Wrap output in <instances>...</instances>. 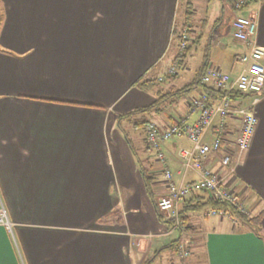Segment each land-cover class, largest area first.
Here are the masks:
<instances>
[{
    "label": "crops",
    "instance_id": "1",
    "mask_svg": "<svg viewBox=\"0 0 264 264\" xmlns=\"http://www.w3.org/2000/svg\"><path fill=\"white\" fill-rule=\"evenodd\" d=\"M2 1L0 205L11 231L0 226V264H144L176 240L156 208L166 193L163 171L176 183L198 177L181 175L177 153L191 147L186 140L161 145L163 165L143 130L137 146L122 136L118 116L154 101V91L138 83L155 81L175 61L173 31L183 25L176 27V19L179 11L184 19L186 0H26L24 7ZM216 1L219 17L210 31L199 26H207L204 18L191 32L192 48L202 51L195 73L207 57L208 66L234 78L245 48L233 39L231 21L253 15L256 45L264 50V0L236 12ZM177 78L169 86L180 89L193 79L178 87ZM204 91L199 83L167 114L149 120L161 128L186 117L194 122L189 101ZM254 114V133L233 174L219 158L233 148L234 118L226 121L221 150L203 164L255 211L262 208L256 213L262 237L232 227L236 221L214 217L207 224L213 217L197 214L188 244L203 264H264V97ZM162 257L174 255L165 251L152 264Z\"/></svg>",
    "mask_w": 264,
    "mask_h": 264
},
{
    "label": "built area",
    "instance_id": "2",
    "mask_svg": "<svg viewBox=\"0 0 264 264\" xmlns=\"http://www.w3.org/2000/svg\"><path fill=\"white\" fill-rule=\"evenodd\" d=\"M248 0H238L231 8L239 10ZM233 39L244 46L245 52L239 55L236 62L239 71L234 78L221 72L217 68L208 66L204 71L200 84L214 90L216 98L210 99L204 92L189 101L191 113L196 114L194 122L189 123L188 117L176 120L167 128H161L153 122L143 128L144 140L153 152L156 160L165 165V158L161 152V145L171 139H184L191 147L180 149L177 153L181 164V175L194 173L198 177L192 184L176 183L169 170L163 171L166 193L159 197L156 208L159 214L170 221L168 233L177 234L178 255L188 257L184 246L188 236L179 218L180 205L191 192L210 194L215 200L235 207L240 213L246 210L238 196L233 194L224 184V178L208 169L203 161L207 156L218 153L222 148V141L226 134V121L234 118L238 122V130L234 137L231 152L219 158V165L228 174H233L238 163L246 153L250 139L254 133L257 119L254 108L259 99L264 97V50L256 45L257 20L253 15L234 16L231 21ZM186 39V36L183 37ZM186 43L180 44V50ZM177 63L173 62L166 70V77H159L155 83H163L167 77L175 75ZM238 94L250 95V101L245 106H236L233 96ZM211 137V141L206 139ZM204 216L230 218L223 210H205ZM6 214L0 205V226L6 225ZM5 228V227H4Z\"/></svg>",
    "mask_w": 264,
    "mask_h": 264
},
{
    "label": "trees",
    "instance_id": "3",
    "mask_svg": "<svg viewBox=\"0 0 264 264\" xmlns=\"http://www.w3.org/2000/svg\"><path fill=\"white\" fill-rule=\"evenodd\" d=\"M232 7L238 0H226ZM258 0H248L239 10H243L257 3ZM185 8V15L183 19V25L180 30L174 29L173 36L175 41L177 42L178 51H181V55L176 57L177 61V72L173 76H169L166 78L168 86L173 83V81L177 78L178 71H180L183 67L184 60L186 59L187 52L192 48V44L185 47L183 50H180L181 43H188L189 38L191 37V32L195 24V11L192 8V0H186V3H183ZM186 36V39L183 37ZM208 67L207 57H204L200 67L195 73V76L191 80L189 84L184 86L183 88L176 89L173 86L159 88L158 84L152 80H142L138 83V87L144 91H154L155 99L154 101L147 107L141 108L138 110H134L132 112L123 114L118 116V120L120 122H128L134 128L143 130L144 126L151 122L149 117H156L160 115L167 114L173 107H175L176 103L179 102L186 94L190 93L192 90H195L201 80V77ZM205 93L207 96L214 100L216 98V94L213 89L204 87ZM252 98L250 95L238 94L236 93L233 96V100L236 101L238 99H249ZM147 116V117H146ZM149 148V147H148ZM205 194V196L201 195ZM213 209V210H223L225 211L232 221H238L247 226L249 230H251L256 236L262 237L261 228H260V219L261 214L256 216H249L243 213L238 212L235 207L228 205L226 203H221L214 198L210 194L203 192H191L188 198L180 205L179 208V218L181 225L184 227V230L187 232L190 230V220L193 215L204 214L205 210ZM159 217L168 225V228L171 227V223L168 220H165L160 214ZM170 243L168 246L158 250L153 255H151L144 264H152L163 252L168 251L169 254L174 255L176 252L177 241Z\"/></svg>",
    "mask_w": 264,
    "mask_h": 264
},
{
    "label": "rangeland",
    "instance_id": "4",
    "mask_svg": "<svg viewBox=\"0 0 264 264\" xmlns=\"http://www.w3.org/2000/svg\"><path fill=\"white\" fill-rule=\"evenodd\" d=\"M25 1L26 0H19V6L24 7ZM219 4L220 3H218L216 0H193L192 8H194V10H196V12H197V14H194L195 22L196 21L199 22V21L203 20L204 18H206V20H207V26L202 25L199 22V26L202 29L204 34H207L210 31V25L219 17V14H218L219 7H220ZM41 5H42L41 3L36 4V5L31 3V6H41ZM3 10H4V3L2 0H0V24L2 23V19H3ZM240 13H242V12H240ZM181 20H182L181 19V13L179 11L177 19H176V25H177L176 27H178V25H180L181 22H183V20L182 21ZM176 29L178 31V28H176ZM190 40L191 39L189 38V42L186 44V47L189 46V44L191 43ZM201 54H202V51L200 50V47L197 48V46H194L191 49L189 55L185 59L186 62L184 63L183 68L180 71H178V78H177L178 80L176 83V85H178V87L186 85L193 78L195 70H196L197 65H198V62L200 61ZM179 55H181V51L177 50L176 56H179ZM174 62L177 63L176 60ZM165 74H166V72L162 76L166 77ZM164 82L159 84L156 89H159L160 87L161 88L167 87L168 86L167 80ZM129 124L130 123H128V122H122L121 123V128L123 131L122 136L123 137L127 136L128 139L133 141L134 146H137L138 139L141 138V130L137 129V128L133 129V126L129 125ZM240 201L246 210V212L244 213L246 215L250 214L249 216H255L256 213L262 209V208H260V209L257 208V210L255 211L253 209V207L251 205H249L244 199H240ZM194 216H196V215H193L192 217H194ZM226 219H228V218H226ZM229 220H231V219L229 218ZM215 221H216V219L213 217V218L207 219V221H204V222L207 224H211ZM224 221L227 222L226 220H224ZM230 224L232 227H234L236 229H239V228L243 229V230L248 229L246 225H244L243 223L238 222V221H236L234 224H232V223H230ZM4 227L9 232L11 231V226H10V223L8 222V220H6V225ZM186 234L188 235V233H186ZM175 236L177 238V234ZM189 238H190L189 236H187L185 238L186 243L184 245L187 248L186 251L189 254L188 257H186V258L179 257V255H178V243H177L176 252L174 254V257L170 258L171 259L170 261H167L166 258L162 257L161 259L157 260V262H155V264H169V263L170 264H203L204 259L202 258L200 253H198L197 250H194L195 247H193V245H191V247H189V244H188ZM194 246H195V244H194Z\"/></svg>",
    "mask_w": 264,
    "mask_h": 264
}]
</instances>
